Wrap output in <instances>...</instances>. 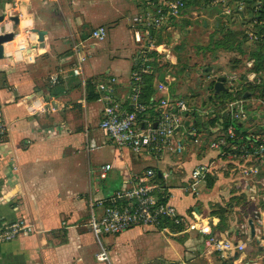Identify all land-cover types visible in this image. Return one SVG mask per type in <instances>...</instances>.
<instances>
[{
    "label": "crops",
    "instance_id": "1",
    "mask_svg": "<svg viewBox=\"0 0 264 264\" xmlns=\"http://www.w3.org/2000/svg\"><path fill=\"white\" fill-rule=\"evenodd\" d=\"M143 2L22 0L13 7L11 0H0V34H15L4 43L0 58V103L8 125L6 141L0 142V228L25 217L38 229L0 242V264H105L97 260L99 244L87 228L83 200L90 191L94 198L110 195L148 167L169 171L164 184L182 221L166 230L135 226L107 236L111 264H157L155 259L163 260L158 264H264L263 251L256 253L253 246L256 241L264 247V193L250 191L232 166L217 170L195 191L188 189L192 168L214 154L205 143L189 142L183 152L163 161L149 152L116 147L99 127L102 101L84 99L81 78L70 72L71 30L83 38L86 79L116 76V95H126L136 49L131 19ZM100 25L108 27L106 38H88ZM34 29L46 30L42 43ZM55 74L59 81L52 83ZM244 96L252 111L246 126L264 128V96L248 91ZM88 140L95 144L92 151L86 149ZM103 147L112 153L99 156ZM107 162L113 169L101 180L97 172ZM199 217L209 220L219 236L243 247L226 256L206 247L203 234L188 228Z\"/></svg>",
    "mask_w": 264,
    "mask_h": 264
},
{
    "label": "built area",
    "instance_id": "2",
    "mask_svg": "<svg viewBox=\"0 0 264 264\" xmlns=\"http://www.w3.org/2000/svg\"><path fill=\"white\" fill-rule=\"evenodd\" d=\"M21 2L22 0H11L13 7H18ZM185 8L184 0H144L142 9L131 19L130 30L136 49L127 94L116 95V76L96 78L98 99L103 103L99 127L116 147H127L136 154L149 152L160 161L183 152L189 142L202 146L208 139L205 146L214 154L192 168L188 189L195 191L196 186L207 181L208 176H214L217 170L222 171L232 166L240 170L245 186L250 191L259 193L261 190L258 183L264 179V128L246 126L251 111L248 98L244 94H236L237 89L230 87L233 92L231 98L223 103H211L207 108H201L200 105L190 104L183 95L171 94L168 74L161 79V72L155 69L154 64L164 57L173 61L171 45L163 41V35L177 27ZM212 8H217L218 14L226 19L251 21L253 18L257 21V8L250 13L245 0H212ZM246 32L251 42L260 38L251 24L247 26ZM107 33L108 27L100 25L90 31L88 38L103 40ZM82 39L80 35L69 31L68 40L74 56L70 72L81 78L85 99L87 57ZM246 64L244 74L228 72L225 73L227 79L237 83L242 79L260 80L259 72L253 69L254 59H248ZM147 74H153L155 79V95L151 102L144 98L143 86ZM58 81V74L52 76V83ZM209 119L212 122L205 126L204 122ZM7 135L8 125L0 103V142L6 141ZM94 148L95 144L88 140L86 149L92 151ZM112 169L111 162L102 164L97 172L99 178L107 179ZM159 172L163 178L169 175L168 170L159 171L155 167H148L132 174L106 197L94 198L93 192H88L85 197L89 206L88 226L99 244V262L111 264L110 251L103 239L107 236H117L135 226L166 230L171 223L178 224L182 221L177 207L169 199L163 201L159 194L160 184L156 179ZM165 218L170 219L169 225H163ZM188 228L199 230L204 236V245L221 255L232 254L243 247L228 236H219L214 231L213 224L201 217L191 220ZM37 231L32 220L22 217L0 228V242Z\"/></svg>",
    "mask_w": 264,
    "mask_h": 264
},
{
    "label": "rangeland",
    "instance_id": "3",
    "mask_svg": "<svg viewBox=\"0 0 264 264\" xmlns=\"http://www.w3.org/2000/svg\"><path fill=\"white\" fill-rule=\"evenodd\" d=\"M220 20L217 8H209L207 4L196 7L189 6L180 18L177 27L163 35V41L171 45L175 59L172 62L164 57L159 61L156 70L167 72L168 81L171 83H168L171 94L183 95L190 101V104L200 105L201 108H207L213 101L219 100L214 95V83L218 76L226 75L225 73L232 71L244 74L247 69L246 61L249 58L247 56L252 48L244 41L240 42L241 48L239 49H225L215 46L216 41L228 39V36L234 37H231V33H234L239 39H242L243 34L244 24L241 25L237 20H231L229 25L216 27V23ZM206 66H211L212 69L208 71ZM261 72H263L262 80L245 81L242 79L240 83H237L227 79L224 84L231 88L235 87L237 89L236 94L243 95L248 91L251 96L258 97L260 96V89L264 86V68ZM231 94L233 95L232 91ZM251 114L252 111H250ZM211 122L212 120L209 119L204 122V125L208 126ZM207 142L208 139L205 140V145ZM107 143L110 144L109 141ZM97 153L102 154L99 156H107L112 153V150L110 147H103ZM258 184L259 190H261L260 194L264 193V179ZM252 199L256 200V196ZM83 201L87 205L85 200ZM87 210V228L91 232L88 226L89 206ZM260 235L264 236V228ZM103 239L111 251L112 245L108 243L109 237ZM253 246L256 253L263 251L262 254L264 255V247L260 248L256 241L253 242ZM155 260L157 264L163 261L161 259Z\"/></svg>",
    "mask_w": 264,
    "mask_h": 264
},
{
    "label": "trees",
    "instance_id": "4",
    "mask_svg": "<svg viewBox=\"0 0 264 264\" xmlns=\"http://www.w3.org/2000/svg\"><path fill=\"white\" fill-rule=\"evenodd\" d=\"M185 1V5L186 8L184 10V12L186 11V9L189 6H200L202 4H207V7L212 8V0H184ZM246 2V8L247 10L251 13L253 10H255V8H257V11L255 12V17H257V21H254L253 18L250 21L247 20H239L237 21L239 24L243 25L244 24V28L243 30V34H242V39H239L238 37L235 36L234 33H231V37L228 36V39H224V40H220V41H216L214 43L215 46L217 47H222L225 49H239L241 48V44L240 42L244 41L246 44H249L252 46L251 48V52L248 54L247 57L253 58L254 59V67L253 69L256 68V72H259L260 76L263 77V72L262 69L264 68V39H261L264 36V0H245ZM219 13V11H218ZM219 18L221 19L219 22L216 23V27H218L219 25H229L231 22L230 18H224V16L222 14H219ZM251 24V27L259 34V39L254 40V41H250L249 40V36L248 33L246 32V28L248 25ZM72 51V50H71ZM158 63H155V69H158ZM209 66H206V68ZM161 72V71H160ZM219 77V76H218ZM153 80H154V75L153 74H147L145 76V80H144V98L149 100V102H151V98L154 95V89H153ZM218 80V78H217ZM217 81H215L216 83ZM169 84H171L170 82H168ZM214 83V84H215ZM225 85V84H224ZM98 91L96 89V78H92V79H88L87 80V85H86V99L91 100V99H95L98 98ZM214 95L217 97V99L219 100H215L212 103H217V102H221L223 103L224 100H226V98H231L232 94L231 92L228 90H223L219 93H216L214 91ZM259 95L260 96H264V86L260 89L259 91ZM213 176H208L207 178V182L210 180V178H212ZM156 179L158 180L159 184H160V192L159 194L162 197L163 201H166L167 199H169L170 197V193L167 190V187L164 184V180H163V176L159 173H157L156 175ZM264 207V200L260 201ZM170 219L169 218H165L163 220V225L164 224H170Z\"/></svg>",
    "mask_w": 264,
    "mask_h": 264
},
{
    "label": "water",
    "instance_id": "5",
    "mask_svg": "<svg viewBox=\"0 0 264 264\" xmlns=\"http://www.w3.org/2000/svg\"><path fill=\"white\" fill-rule=\"evenodd\" d=\"M17 20V18H15ZM34 31H36L38 33V39L39 41L44 40V35L46 34V30H39V29H34ZM14 32H5L4 34H0V58L3 57L5 55L4 52V43L11 41L14 38ZM212 69L211 66L207 67L206 70L210 71ZM165 72L160 73V78L164 79L165 78ZM227 77L225 75H220L218 77L217 82L215 83V92L219 93L223 90H227V87L224 85V82L226 81ZM251 227H252V231L254 232V224L253 222L250 223ZM247 264V263H244Z\"/></svg>",
    "mask_w": 264,
    "mask_h": 264
}]
</instances>
